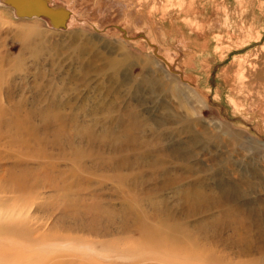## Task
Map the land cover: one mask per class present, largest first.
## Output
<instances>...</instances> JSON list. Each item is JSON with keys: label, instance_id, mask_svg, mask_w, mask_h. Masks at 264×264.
Segmentation results:
<instances>
[{"label": "rangeland", "instance_id": "rangeland-1", "mask_svg": "<svg viewBox=\"0 0 264 264\" xmlns=\"http://www.w3.org/2000/svg\"><path fill=\"white\" fill-rule=\"evenodd\" d=\"M54 1L64 30L0 4V264H106L43 237L78 197L118 213L131 194L264 264V0Z\"/></svg>", "mask_w": 264, "mask_h": 264}, {"label": "bare ground", "instance_id": "bare-ground-1", "mask_svg": "<svg viewBox=\"0 0 264 264\" xmlns=\"http://www.w3.org/2000/svg\"><path fill=\"white\" fill-rule=\"evenodd\" d=\"M114 139L119 144L125 143L121 137ZM75 151L85 154L81 145ZM124 165L125 163L119 164L117 170ZM126 199L130 202L124 205L123 211L115 213L94 201L76 198L69 203L67 208L71 209L65 214L70 225L61 231L59 225L54 224L50 233L52 235H45L43 241L48 245L67 240L81 243L90 248L88 250L91 252L104 254L106 259L99 261L106 264H125L129 260L131 264H230L217 257L209 248L201 246L198 235H193L180 218L161 211L156 201L149 203L148 210L138 204L136 195L131 194ZM115 226L121 229L118 230L120 233L110 234V229ZM78 228L89 237L104 230L107 238L83 240L82 235L76 231ZM132 256L136 257L130 259ZM238 264H259V261L248 259L239 261Z\"/></svg>", "mask_w": 264, "mask_h": 264}, {"label": "water", "instance_id": "water-1", "mask_svg": "<svg viewBox=\"0 0 264 264\" xmlns=\"http://www.w3.org/2000/svg\"><path fill=\"white\" fill-rule=\"evenodd\" d=\"M0 4L9 8H12L14 15L17 18H45L48 19L50 26L56 30H64L67 28L68 21L71 17V11L68 5H63L54 0H0ZM118 27V26H116ZM120 31H123V37L131 40L132 37L128 36L125 29L121 26L118 27ZM142 38L150 46V51L162 61L165 66L174 74H177L184 80L183 71H177L171 66V62L168 61L162 54H159L157 47L150 42L145 33L139 31L137 38ZM163 53V52H162ZM167 55V53H164ZM174 52L172 53V56ZM169 56V55H167ZM170 58V56H169ZM173 62L174 57L170 58Z\"/></svg>", "mask_w": 264, "mask_h": 264}, {"label": "flooded vegetation", "instance_id": "flooded-vegetation-1", "mask_svg": "<svg viewBox=\"0 0 264 264\" xmlns=\"http://www.w3.org/2000/svg\"><path fill=\"white\" fill-rule=\"evenodd\" d=\"M118 30V29H117Z\"/></svg>", "mask_w": 264, "mask_h": 264}]
</instances>
